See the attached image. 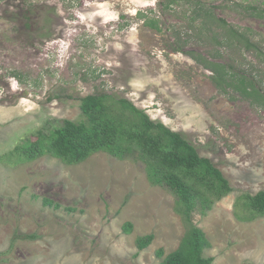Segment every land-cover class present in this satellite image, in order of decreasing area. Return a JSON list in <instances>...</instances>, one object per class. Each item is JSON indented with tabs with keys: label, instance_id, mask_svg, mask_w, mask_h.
<instances>
[{
	"label": "rangeland",
	"instance_id": "374dc122",
	"mask_svg": "<svg viewBox=\"0 0 264 264\" xmlns=\"http://www.w3.org/2000/svg\"><path fill=\"white\" fill-rule=\"evenodd\" d=\"M162 1L0 0V156L39 130L82 120L87 95L125 97L228 179L232 192L193 214L211 242L205 256L264 264V218L235 214L238 197L264 190V0H180L169 9ZM210 16L255 47L225 40ZM200 56L227 64L231 83L247 77L259 96L219 88ZM175 204L136 160L98 153L66 165L45 156L15 167L0 158V264H160L159 250L175 251L185 234ZM151 234L139 250L136 239Z\"/></svg>",
	"mask_w": 264,
	"mask_h": 264
},
{
	"label": "trees",
	"instance_id": "16d2710c",
	"mask_svg": "<svg viewBox=\"0 0 264 264\" xmlns=\"http://www.w3.org/2000/svg\"><path fill=\"white\" fill-rule=\"evenodd\" d=\"M179 1L163 0L161 4L169 9ZM262 12L260 18H264ZM139 16L144 17L143 14ZM210 18L218 21L225 40L236 41L245 50L255 47L249 36L225 20ZM145 24L160 31L155 19H147ZM195 58L212 72L211 78L219 88L232 86L242 95L259 96L247 77L243 76L238 83H231L227 64L211 62L201 56ZM80 101L82 120H65L50 133L39 130L0 158L15 167L45 156H52L66 165H77L98 153H107L119 160L139 161L145 167L150 184L164 188L175 197V212L185 226V234L175 251L165 255L163 250H159L158 257L163 258L160 264H213L214 258L205 256L211 242L205 232L194 224L193 214L198 209L202 212L211 210L232 192L223 172L210 158L201 156L180 132L153 120L145 110L125 97L102 92L87 95ZM43 204L60 208L59 204L48 199H43ZM235 209L241 222L264 218V190L253 195H241ZM123 230L130 234L133 224L125 223ZM153 240V234L138 237L136 245L143 250Z\"/></svg>",
	"mask_w": 264,
	"mask_h": 264
}]
</instances>
